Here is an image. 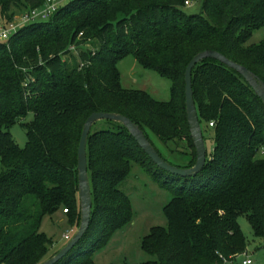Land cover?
<instances>
[{
	"label": "trees",
	"instance_id": "16d2710c",
	"mask_svg": "<svg viewBox=\"0 0 264 264\" xmlns=\"http://www.w3.org/2000/svg\"><path fill=\"white\" fill-rule=\"evenodd\" d=\"M45 1L0 0V16L11 22ZM198 1L203 13L188 15L186 3ZM262 27L264 0H70L48 20L0 42V264H43L55 256L63 246L53 249V239L41 232L47 217L67 210L69 224L79 227L78 147L93 113L123 115L166 145L185 143L188 151L178 150L188 157L181 168L193 167L186 68L199 53L217 51L264 81V40L247 44ZM87 44L91 50L79 55L83 65L63 61ZM128 56L172 82L170 100L122 85L118 65ZM192 83L205 143L207 137L214 143L203 171L171 175L121 124L92 128L90 228L57 264H96V250L132 222L121 187L134 166L172 194L164 208L167 226L143 239V252L153 258L145 264L233 261L247 252L241 215L264 240V105L237 72L213 59L195 67ZM29 114L33 120L22 123ZM19 123L26 129L23 148L10 133Z\"/></svg>",
	"mask_w": 264,
	"mask_h": 264
},
{
	"label": "rangeland",
	"instance_id": "374dc122",
	"mask_svg": "<svg viewBox=\"0 0 264 264\" xmlns=\"http://www.w3.org/2000/svg\"><path fill=\"white\" fill-rule=\"evenodd\" d=\"M58 5H65L70 0H57ZM185 12L188 15H200L203 13L202 2L198 1L187 5ZM24 11H19L13 21L18 18ZM264 40V27L254 32L253 36L247 43L248 45L259 44ZM91 45L87 44L81 49H73L71 54L65 56L63 61L70 64H82L79 55L82 50H91ZM121 73L122 85L127 89L142 90L149 93L158 101H168L171 97L172 82L162 78L156 71L143 68L133 56L123 59L118 65ZM33 120V114L22 123H29ZM107 128L106 121H100L93 126L94 131ZM205 129V127H204ZM10 133L16 143L25 147L27 143L26 129L21 123L13 126ZM149 139L152 141L156 150L170 164L181 167L184 166L188 157L180 155L179 151H188L185 143L175 144L170 142L166 145L155 134L148 131ZM214 146L213 141L206 139L207 152H211ZM177 150V151H176ZM172 151V152H171ZM176 151V152H175ZM190 152V149H189ZM0 164V171H1ZM121 190L129 197L133 209L132 222L116 231L108 238L106 243L94 253L96 264H145L153 258L145 254L142 250L143 239L150 233L154 227H166L167 219L164 214V208L170 203L172 194L169 190L161 188L160 184L141 167L134 166L127 181L121 187ZM65 210L60 211L52 217L44 219L41 232L53 239L54 244L59 248L64 247L70 240L65 239L66 234L72 231V224H69L68 216L63 214ZM240 227L247 240L248 257L252 259V264H264V240L254 235L246 215H241L238 219ZM238 255L233 260V264H242L245 258Z\"/></svg>",
	"mask_w": 264,
	"mask_h": 264
},
{
	"label": "water",
	"instance_id": "95a60500",
	"mask_svg": "<svg viewBox=\"0 0 264 264\" xmlns=\"http://www.w3.org/2000/svg\"><path fill=\"white\" fill-rule=\"evenodd\" d=\"M213 59L237 72L253 89L264 105V81L248 68L230 60L217 51H204L196 55L188 64L185 71V106L191 137L196 148V163L191 168H181L167 162L149 141L144 131L129 118L115 113L97 112L86 120L78 147L77 170L78 189L80 198V225L73 238L55 256L43 264H57L70 254L84 239L90 228L92 217V192L88 174L87 144L93 126L100 121H111L125 127L136 140L144 153L162 171L174 176L186 178L201 173L207 162V148L203 130L199 121L198 110L194 100L192 73L195 67L204 60Z\"/></svg>",
	"mask_w": 264,
	"mask_h": 264
},
{
	"label": "built area",
	"instance_id": "2783aa9c",
	"mask_svg": "<svg viewBox=\"0 0 264 264\" xmlns=\"http://www.w3.org/2000/svg\"><path fill=\"white\" fill-rule=\"evenodd\" d=\"M190 3L187 2L186 5ZM59 8L57 0H46L44 5L41 8L33 9L25 11L21 16L18 18L19 20L15 21H7L0 16V42H6L10 40V38L18 32L20 28L27 25L30 22L34 21H45L48 20ZM74 49V48H73ZM72 49V50H73ZM213 124H210L212 126ZM65 213L67 210L64 211ZM73 231H69L65 239L67 241L70 240ZM241 258H245L242 264H252V259L248 257L247 254L241 256ZM226 264H233V261H225Z\"/></svg>",
	"mask_w": 264,
	"mask_h": 264
},
{
	"label": "crops",
	"instance_id": "0c3cea01",
	"mask_svg": "<svg viewBox=\"0 0 264 264\" xmlns=\"http://www.w3.org/2000/svg\"><path fill=\"white\" fill-rule=\"evenodd\" d=\"M72 228H73V230L72 231H74L75 229H76V227L75 226H72ZM58 244H54V246H53V249H56V248H58Z\"/></svg>",
	"mask_w": 264,
	"mask_h": 264
}]
</instances>
